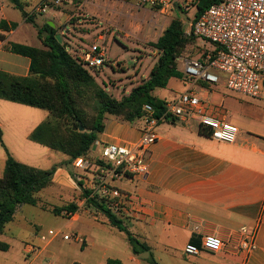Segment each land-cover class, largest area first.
Masks as SVG:
<instances>
[{
    "label": "crops",
    "instance_id": "obj_1",
    "mask_svg": "<svg viewBox=\"0 0 264 264\" xmlns=\"http://www.w3.org/2000/svg\"><path fill=\"white\" fill-rule=\"evenodd\" d=\"M25 1L19 0L24 5V12L33 18L37 27L41 28L36 22L35 13L27 11ZM95 2L99 8L98 0L74 2L77 4L66 3L60 7L49 6V0H37L36 6L47 4L49 9L45 15L50 9L57 11L47 17L45 23L51 25L60 39H63V34L71 30L67 22L72 13L77 10L90 12L86 6L88 3L96 5ZM0 21H4L7 27L11 23L17 24L14 30L6 31L0 28V35L4 37L0 48V71L16 77H26L29 73V59L6 51L4 46L7 43L19 44L12 41L11 37L15 35L19 25L28 22L9 0H0ZM40 45L41 48L29 47L43 49L41 41ZM187 87L184 86L182 92ZM193 88L208 102L223 106L224 96L214 92V89L203 84ZM163 89H155L152 95L167 101L165 97L157 96V90ZM12 104L17 113L32 118L33 124L22 125L24 130L20 133L19 127L24 122L14 121L16 119L8 122L0 120L2 139L5 138V127H9L12 131V141H19L20 147L36 151L33 147L25 145V142H31L43 148L41 151L43 160L53 158L54 152L57 151L28 139L29 134L39 124L47 121L48 112L17 103ZM243 105V120L239 116H228L225 110L226 120L238 129L235 143L226 144L210 139L208 134L203 135L199 132V124L191 119L160 122L156 127L158 140L147 152V173L143 176L123 174L112 182L113 186L127 196V203L116 216L134 238L148 246L147 257L133 254L129 243L128 253L93 255L90 248L94 247L95 238L90 231L85 233L83 238L78 237L82 243L81 247L86 248L83 251L87 252L86 255H79L76 260L67 259L68 262L65 260L64 264H108V260L113 261V264H142L141 260L150 261L151 264H264V100L246 99L243 100ZM40 110L46 112L47 117L42 115ZM142 127V121L127 123L115 116L105 115L104 130L97 135V141L88 156L98 158L99 149L107 144L128 146L135 144L141 136ZM64 156L66 159H60L55 163L49 188L56 190L59 199L64 196L73 197L70 201L76 204L77 210L69 216L62 212L60 216L72 223H81L91 230L97 226L109 230L111 236H116L117 232L126 238L123 232L108 224L100 211L88 206L85 200L78 196L79 189L88 190V185L82 181L84 176L75 173L78 169L72 164L65 165L68 157ZM37 194L35 196L39 199ZM41 199H44V196ZM24 205L27 204L15 209L12 220L0 233V242L8 246L6 252H0L2 255H7L13 249L25 253L31 247L26 244L23 246L21 240L7 229L8 224L14 226L17 214ZM38 229L39 227L35 228V238L42 241L37 237ZM58 231H48L46 234L50 236V233ZM251 233H254L255 249L246 257L238 245L242 238ZM208 235L215 236L223 242L224 246L218 254L201 252L198 256L187 257L189 260L177 255L183 253L186 244L198 246ZM42 236L45 237L44 234ZM50 242L51 240L47 241L48 244ZM157 248L161 249L162 255H151ZM41 252L34 250L31 264L42 256L39 255ZM51 257L56 258L58 255Z\"/></svg>",
    "mask_w": 264,
    "mask_h": 264
},
{
    "label": "rangeland",
    "instance_id": "obj_2",
    "mask_svg": "<svg viewBox=\"0 0 264 264\" xmlns=\"http://www.w3.org/2000/svg\"><path fill=\"white\" fill-rule=\"evenodd\" d=\"M98 1H100L99 8L97 7V2H95L96 5L88 3L86 8L91 10L90 12L77 10L72 13L71 18L67 22L71 30L66 32L67 34H63L61 44L67 47L68 53L77 61L80 60L84 50H90L92 46L99 47L105 56V63L102 67L89 69V74L108 95L120 100L148 77L159 57V53L152 47V44L156 42L172 20L178 19L181 21L186 37H192L187 33L196 12V0H173L170 6L171 10L168 9L163 12L159 11L158 8L136 7L129 3L114 0ZM25 2L27 11L35 13L36 22L41 27L45 24L47 17L57 12L54 9H50L46 15L45 13H38L35 11V8L39 5L36 6L37 0H26ZM58 14L61 15V13ZM37 28L31 23H23L19 25L11 40L19 44L41 48L40 41L37 38ZM198 46L199 41L194 40L186 46L185 51L178 57L179 60H176L177 67L182 75L183 60L190 57H198L200 53L197 51ZM206 47L207 49H212L213 45L206 44ZM13 56L15 57V55ZM213 73L218 75L220 83L212 86L211 89L224 96L223 109L227 111L228 116H239L243 120V100L250 98L226 89L223 85L224 75L216 71ZM184 86L187 87L188 83L185 81L183 75V79H171L166 88L157 90L156 93L157 96L165 97L168 101H173L182 92ZM81 94L82 100L79 102V105L86 115L91 118L94 114L92 111L93 102L86 99L91 93L89 91L87 93L82 92ZM13 106L14 104L12 103L0 100V120L8 122L16 119L14 121L24 122L19 127V132L21 133L24 130V126L22 125L33 124V119L26 117L25 114L17 113ZM27 109L30 110V108ZM41 113L47 117L46 112L41 111ZM11 136L12 131H10L9 127H5V138L0 143V175L3 174L8 154L22 164L42 170H49L60 159H66L63 154L54 152L53 158L43 160L42 147L31 142H25V145L36 149V151H31L26 147H20L19 141H12ZM33 154L35 155L32 158ZM88 159L96 160L97 158L89 156ZM75 173L78 176L85 174L81 170H76ZM79 190L78 196L81 198L84 190ZM37 196L39 197V201L36 205H24L22 210L17 214L14 223L15 227L10 224L7 226V229L11 230L13 236H17L18 240H21L23 246L25 244L30 245L34 247V250L36 249L38 252L42 251L39 254L42 256L34 264H64L67 259L75 258L74 260H76L79 255H86L87 252H83L86 248L81 247L82 243L77 242L74 237L65 241L62 238L64 234L83 238L85 233L91 231L95 238L94 247L90 248L93 255H117L119 253L121 255L130 251L124 235L116 232V236H111L108 232L109 230L102 229L101 227L98 228L97 226L91 230L81 223H72L67 218L56 215L53 212L55 208H60L66 203L71 202L70 200L73 197L67 198L64 196L62 199H59L56 195V190L49 187L40 191ZM43 196L44 199H41ZM36 227H39L37 237L44 234L46 241H39L35 238ZM53 230H59L61 235L51 240L48 244L47 241L51 236L47 235L46 232ZM0 252L6 251L0 250ZM33 252L27 254V252L22 253L13 249L7 255L0 253V264H31ZM145 253L148 252H143L140 255ZM161 253V249L157 248V251L152 252L151 255H162ZM52 255H58V257L53 258L51 257ZM177 255H181L183 259L189 260L183 253ZM141 261L142 264H151L147 260Z\"/></svg>",
    "mask_w": 264,
    "mask_h": 264
},
{
    "label": "trees",
    "instance_id": "obj_3",
    "mask_svg": "<svg viewBox=\"0 0 264 264\" xmlns=\"http://www.w3.org/2000/svg\"><path fill=\"white\" fill-rule=\"evenodd\" d=\"M9 2L22 12L26 22L37 28L33 18L24 12V5L19 0H9ZM218 2L220 0H196L193 20ZM16 27L15 23L7 27L4 21H0V28L6 31L14 30ZM55 35H57L56 30L45 23L41 28H37V36L43 49L15 43H7L4 46L6 51L28 58L30 64L26 77H16L0 71V100L47 111L49 120L39 124L29 134L28 139L66 155L68 157L66 166L80 157L100 163L98 158L88 159V155L97 141V135L104 130L105 115L115 116L127 123L143 122L142 107L148 104L153 109L154 118L159 119L166 101L153 96L152 92L158 88H165L171 78L183 79L176 60L185 51L186 46L195 40L184 35L181 21L172 20L152 44L159 57L147 79L134 87L128 95L117 100L97 85L82 62L75 60L68 53L67 47L57 42ZM0 40H4L3 35H0ZM89 91L91 95L86 99L93 102L94 114L91 118L79 105L82 100L81 93ZM80 126L83 128L82 132L79 131ZM199 132L203 135L208 134V130L202 127L199 128ZM54 170V167L49 170L33 168L7 155L4 171L0 176V233L12 220L18 206L37 204L39 199L35 195L51 185ZM89 195L90 191L84 190L81 198L88 206L100 211L110 226L126 235L133 254L139 255L148 251V246L134 238L123 222L112 214L103 202L96 197L89 198ZM76 210V204L69 203L55 208L53 212L56 215H61L62 212L74 214ZM7 249L6 244L0 243V250ZM107 262L114 263L111 260Z\"/></svg>",
    "mask_w": 264,
    "mask_h": 264
},
{
    "label": "built area",
    "instance_id": "obj_4",
    "mask_svg": "<svg viewBox=\"0 0 264 264\" xmlns=\"http://www.w3.org/2000/svg\"><path fill=\"white\" fill-rule=\"evenodd\" d=\"M77 1L86 3L90 0H49V3L60 7ZM114 1L136 7L158 8L161 12L171 10L173 3V0ZM47 8V4H39L35 11L45 13ZM187 34L199 41L197 51L200 52L198 57H190L182 62L183 75L189 86L175 100L165 102L159 119L154 118L150 105H143V127L135 144L102 146L98 157L100 163L82 157L72 162L74 168L85 173L82 181L88 185L89 198L96 197L114 215L120 214L127 203V196L112 182L123 174L143 176L147 173V152L158 140L156 127L160 122L191 119L208 130L210 139L226 144L235 143L238 129L226 120L223 106L208 102L194 86L203 84L211 88L218 85L220 78L213 73L216 71L224 75L223 85L226 89L250 99L264 100V0H220L193 20ZM206 44L213 45V48L207 49ZM80 61L85 69H95L103 66L105 56L99 47L92 46L90 50L82 52ZM59 235L60 231L52 232L48 240ZM72 237L80 242L77 236H62L65 241ZM40 238L46 241V237ZM223 246L219 238L208 235L198 246L186 244L182 252L187 257L198 256L201 252L218 254ZM238 248L247 257L255 249L254 233L242 238ZM33 251V247H30L26 252Z\"/></svg>",
    "mask_w": 264,
    "mask_h": 264
},
{
    "label": "water",
    "instance_id": "obj_5",
    "mask_svg": "<svg viewBox=\"0 0 264 264\" xmlns=\"http://www.w3.org/2000/svg\"><path fill=\"white\" fill-rule=\"evenodd\" d=\"M51 26V25H50ZM55 39L57 40L58 43L61 44V39H60V36L59 35H55ZM79 131L82 132L83 131V128L80 126L79 127ZM148 253H145L143 255H141L142 257H147Z\"/></svg>",
    "mask_w": 264,
    "mask_h": 264
}]
</instances>
